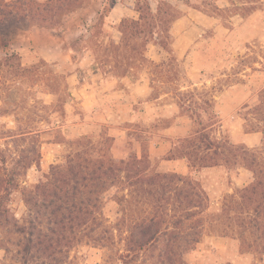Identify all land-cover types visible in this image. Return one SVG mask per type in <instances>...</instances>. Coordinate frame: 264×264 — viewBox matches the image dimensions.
I'll return each instance as SVG.
<instances>
[{
  "label": "rangeland",
  "instance_id": "374dc122",
  "mask_svg": "<svg viewBox=\"0 0 264 264\" xmlns=\"http://www.w3.org/2000/svg\"><path fill=\"white\" fill-rule=\"evenodd\" d=\"M137 1L139 5L143 2ZM240 1L170 2L187 19L173 29L174 22L168 24L166 39L161 41L166 53L156 62L151 56L162 46L143 35L125 37L124 44L128 47L124 50L110 46L121 39L119 24L113 25L106 19L114 0H79L71 13L60 18L59 25L46 28L58 36L55 50L61 49L63 55L54 63L38 60L36 48L24 38L16 37L9 51L13 47L27 50L22 55L18 52L26 73L24 78L17 75L20 68L16 59L0 67V157L6 158L8 169L25 161L23 155L30 157L26 163L37 160L21 173L20 186L35 185L51 165L62 163L70 149L69 142L81 136L102 143L115 159L140 156L137 139H141L154 169L162 170L161 156H155L153 145H161L163 151L169 142L176 143L163 134L182 116L188 119L189 128L184 134L187 140L195 143L198 132L205 128V133L214 141L220 140L225 150L223 156L214 159H210L214 157L212 152L198 150L196 155L205 158V164L216 162L223 167L201 172L193 179L209 199L204 216L228 215L219 217L217 230L206 232L195 249L184 256L183 264H264V237L254 235L243 243L232 231L242 217L224 211L230 197L245 187V183L240 184L239 175L246 167L227 154L232 145V128L238 126L244 132L261 133V142L254 148L262 149L264 158V104L260 96L264 90V0H244L248 3L247 10L257 8L252 14L242 10ZM148 3L155 12L157 1ZM208 12L215 16H207ZM184 32V39H178ZM88 37L91 40L85 49ZM176 48L202 50L195 56L199 67L191 70L186 57L174 53ZM90 54L94 57L92 66L99 71L90 72L86 68ZM54 72L62 76L66 89L52 91ZM29 126L38 132L32 139L3 138L4 133L15 135L18 129ZM176 147L169 157H175L172 155H176ZM243 175L241 178L245 180L247 176ZM20 191L13 189L7 203L10 216L18 220L26 210ZM104 215L114 223L117 206L108 202ZM244 218L249 221V217ZM121 231L124 233L114 232L113 246L86 245L83 240L64 249L65 253L50 257L33 252L28 264H122L117 256L124 252L121 238L128 234L124 229ZM19 241L21 236L9 233L5 222L0 220V264H24L17 246Z\"/></svg>",
  "mask_w": 264,
  "mask_h": 264
},
{
  "label": "trees",
  "instance_id": "16d2710c",
  "mask_svg": "<svg viewBox=\"0 0 264 264\" xmlns=\"http://www.w3.org/2000/svg\"><path fill=\"white\" fill-rule=\"evenodd\" d=\"M204 1L210 0H201ZM78 4L79 0H0V46L4 53L0 67L10 65L9 62L16 59V66L20 68L17 75L24 78L26 70L20 56L9 51L11 42L18 36L27 41V33L34 27L51 29L53 25H59L60 18L71 13ZM239 4L242 10H247L246 1L241 0ZM134 10L137 19L125 17L120 21L117 31L121 39L117 44L112 43V48L124 50L128 47L124 44L125 37L142 35L162 46L161 41L166 39L164 36L169 31L168 24L182 16L165 0H157L155 12L148 0H143L141 5L136 0ZM216 10L220 12L221 9L216 7ZM255 10L256 7H249L247 11L252 14ZM211 13L206 15L214 17ZM90 40L88 37L84 41L85 49ZM51 87L52 91L66 89L62 76L54 72ZM260 96L264 104V90ZM204 130L195 137L198 145L185 137L178 142L176 155H172L186 158L192 170L218 164H205V158L197 157L198 150L212 152L214 157L210 159L221 157L225 152L220 140H212ZM17 132L15 135L4 133L3 138L25 141L38 133L30 126ZM143 142L139 157L132 154L127 159H115L102 143L81 136L69 142L70 149L63 162L51 165L48 172L29 188L21 187L19 179L21 173L37 160L26 163L30 157L23 155L21 158L25 161L12 164V169H8L6 158L0 157V220L5 222L9 233L21 236L22 241L17 246L24 264H28L33 252L50 257L65 253L64 249L83 240L86 245L113 246L114 232L124 233L122 229L128 234L121 238L125 249L117 256L122 264H183L184 256L195 249L203 235L217 230L219 217L228 218V215L204 216L209 199L202 186L191 176L155 170ZM230 148L228 156L234 162L240 161L239 165L253 174V181L236 196H231L224 209L242 217L232 231L245 243L254 235L264 237V158L259 147L249 149L232 144ZM13 189L21 190L26 209L20 220L10 216L7 205ZM108 202L118 208L114 223L104 215ZM244 217H249V221L245 222ZM223 234L227 235L226 232Z\"/></svg>",
  "mask_w": 264,
  "mask_h": 264
},
{
  "label": "crops",
  "instance_id": "0c3cea01",
  "mask_svg": "<svg viewBox=\"0 0 264 264\" xmlns=\"http://www.w3.org/2000/svg\"><path fill=\"white\" fill-rule=\"evenodd\" d=\"M9 1V0H8ZM40 2L46 1V0H37ZM150 1V0H149ZM151 1H157V0H151ZM167 2H172L174 0H165ZM136 0H114L112 7L110 8V11L108 12V17L107 19L109 20V22L113 25H117L120 23V21L125 18V17H129V18H133V19H137V13L134 10V6H135ZM187 19V15H184L183 17H180L179 19H177L173 25H172V29L174 27L179 26L181 23H183L184 20ZM91 23V19H89L88 24ZM86 24V26L88 25ZM184 35L185 32L183 34H180L178 39H184ZM178 39L176 38V43L178 42ZM29 45H33L36 48L37 51V58L38 60H41L43 62H48V63H54L55 61H58L59 59H61L63 57L62 53L60 52L61 49H59V51L55 50V48H57L58 46V36H55V32L49 29H46L45 27H34L32 29H30L28 31V40L26 41ZM13 47V46H11ZM15 47L12 48V51L10 50V53H14L18 56L21 57L22 52L25 50L24 47H18V49H14ZM157 51H153L154 54L153 56H151V59L156 61L162 60V56L163 53H166V51L162 48L157 49ZM27 51V50H25ZM18 52H21L20 54ZM202 52V50H197L194 48H188L185 50L182 49H178L176 48L174 53L177 56H180V58H184L186 57V62L188 63V66L190 67L191 70H194L196 68L199 67L198 64H196L197 59L195 58L196 55L200 54ZM92 54H90V58L89 59L90 63H88V65H86V68L88 69V71L90 72H96L99 71V69L94 68L92 66L93 62H94V57ZM4 56V53H2L0 51V60L1 58ZM161 56V57H160ZM24 65V64H23ZM194 86V84H193ZM89 95V92H87ZM166 96V95H163ZM159 99V98H158ZM131 107L133 108V105H131ZM190 118V117H189ZM189 125H188V119L184 118V117H177L174 120V123L171 127L166 128V130H164V134L163 136L166 137V139L168 140H173V141H177L176 143H170L168 144L167 149H164L163 151H161V145H153V149L155 152V156H161L160 159V168L163 171L166 172H173L182 176H191L192 178H194L197 174H201V172L203 173L204 171H214L215 169H220L223 166L222 165H214V166H206L203 167L199 170H192L190 169V167L188 166V162L186 160V158H180V157H169L172 149L174 147H176V144H178L179 140L185 138V132L188 131ZM232 132H231V142L234 145H242L246 148H254L256 146H258L261 142V138L262 135L259 132H244L242 131L241 127L238 126H234L232 128ZM181 131V132H180ZM237 138V140H235L234 138ZM137 141L140 144V148H141V144H142V140L141 139H137ZM163 142V141H162ZM166 143V142H165ZM141 150V149H140ZM141 155V153H140ZM157 156V157H158ZM139 157V156H138ZM249 170L246 168H242V171L240 172L239 178H240V184L242 185H249L252 181H253V176L252 173L250 175V178L248 177L249 174ZM244 174V175H243ZM242 175L243 176H247L245 180H242ZM238 178V180H239ZM242 180V181H241Z\"/></svg>",
  "mask_w": 264,
  "mask_h": 264
}]
</instances>
